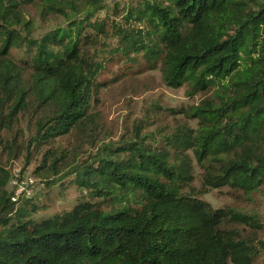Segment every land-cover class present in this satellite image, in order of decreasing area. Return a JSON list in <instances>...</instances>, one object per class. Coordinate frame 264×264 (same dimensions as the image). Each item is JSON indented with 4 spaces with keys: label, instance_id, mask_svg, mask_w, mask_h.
I'll return each instance as SVG.
<instances>
[{
    "label": "trees",
    "instance_id": "obj_1",
    "mask_svg": "<svg viewBox=\"0 0 264 264\" xmlns=\"http://www.w3.org/2000/svg\"><path fill=\"white\" fill-rule=\"evenodd\" d=\"M27 5L63 20L33 36ZM106 6L0 0V134L30 115L39 152L74 132L78 143H91L98 128L91 102L110 56L161 61L170 86L186 85L190 95L210 90L190 112L198 125L170 134L135 130L75 163L44 149L47 183L84 193L39 218L31 196L12 199L0 164V264H253L264 250L258 214L213 207L199 193L223 185L252 193L264 184V0H132L123 23L112 21L110 56L99 58L91 49L108 34L96 18ZM195 164L201 190L192 186Z\"/></svg>",
    "mask_w": 264,
    "mask_h": 264
},
{
    "label": "rangeland",
    "instance_id": "obj_2",
    "mask_svg": "<svg viewBox=\"0 0 264 264\" xmlns=\"http://www.w3.org/2000/svg\"><path fill=\"white\" fill-rule=\"evenodd\" d=\"M131 1L105 0L107 6L97 13L96 18L105 20L108 30V34L103 36V44L99 45L98 49H91L97 50V57L110 56V50L117 43L112 21L123 23V8ZM24 11L33 22V36H38L63 20L58 15L49 20L41 18L35 5L24 6ZM22 51L23 49L14 48L12 54L22 57ZM98 78L104 85L99 89L96 100L91 102L90 111L98 119V128L91 143H78V136L74 132L57 137L48 145H44L42 152L46 148L55 150L58 155H67V162L75 163L76 160L81 161L92 155L102 143L133 138L135 130L142 133L153 131L157 134H170L182 124L196 127L198 119L190 112L192 107L208 97L210 92L196 91L190 95L186 85L170 86L163 78L161 61L150 64L140 56L135 62L125 61L120 56H110ZM31 135L30 115L17 123L12 130H3L0 134V164L10 174V190L15 192L22 186L21 195L31 196V200L41 206L38 211L33 212L34 217L39 218L69 209L84 191L74 184L66 186L47 183L46 170L40 168L44 160L42 152L32 146ZM194 173L192 186L201 190L203 170L195 164ZM49 178V182L57 179L53 175ZM64 182L68 184L67 180ZM199 196L213 207H234L241 211L257 213L263 226L257 232V237L264 240V184L252 193H245L229 185L208 187L203 193L200 192ZM240 229L244 234L251 236L250 227L240 225ZM253 264H264V250Z\"/></svg>",
    "mask_w": 264,
    "mask_h": 264
},
{
    "label": "built area",
    "instance_id": "obj_3",
    "mask_svg": "<svg viewBox=\"0 0 264 264\" xmlns=\"http://www.w3.org/2000/svg\"><path fill=\"white\" fill-rule=\"evenodd\" d=\"M21 185V184H20ZM22 186L20 187V189H16V191L14 192V195L12 197L13 200H18V198L20 197L21 195V190H22Z\"/></svg>",
    "mask_w": 264,
    "mask_h": 264
}]
</instances>
